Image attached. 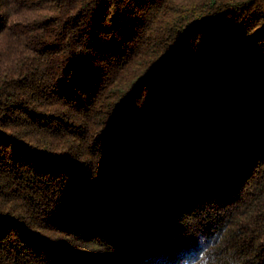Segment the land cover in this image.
<instances>
[{
	"label": "trees",
	"instance_id": "1",
	"mask_svg": "<svg viewBox=\"0 0 264 264\" xmlns=\"http://www.w3.org/2000/svg\"><path fill=\"white\" fill-rule=\"evenodd\" d=\"M205 252L264 264V0H0V264Z\"/></svg>",
	"mask_w": 264,
	"mask_h": 264
},
{
	"label": "clouds",
	"instance_id": "2",
	"mask_svg": "<svg viewBox=\"0 0 264 264\" xmlns=\"http://www.w3.org/2000/svg\"><path fill=\"white\" fill-rule=\"evenodd\" d=\"M197 259H199V257H197ZM201 264H218L215 254L205 252L204 259Z\"/></svg>",
	"mask_w": 264,
	"mask_h": 264
}]
</instances>
